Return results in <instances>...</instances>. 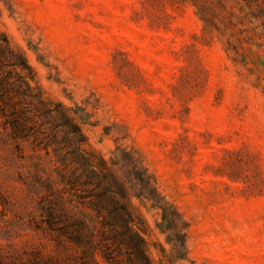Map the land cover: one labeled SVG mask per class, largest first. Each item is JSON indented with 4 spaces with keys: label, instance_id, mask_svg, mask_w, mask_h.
I'll return each mask as SVG.
<instances>
[{
    "label": "rangeland",
    "instance_id": "1",
    "mask_svg": "<svg viewBox=\"0 0 264 264\" xmlns=\"http://www.w3.org/2000/svg\"><path fill=\"white\" fill-rule=\"evenodd\" d=\"M0 30L59 105L38 144L0 120V264H72L41 204L76 141L157 188L128 197L156 264H264V0H0Z\"/></svg>",
    "mask_w": 264,
    "mask_h": 264
},
{
    "label": "trees",
    "instance_id": "2",
    "mask_svg": "<svg viewBox=\"0 0 264 264\" xmlns=\"http://www.w3.org/2000/svg\"><path fill=\"white\" fill-rule=\"evenodd\" d=\"M32 79L25 56L10 46L0 30L1 127L16 141L31 139L38 144L43 135L57 134L54 121L59 105L51 106L31 85ZM50 143L46 142V148ZM71 154L59 161L65 169L61 176L72 188L50 189L41 204L56 244L72 249V264H97L96 256L106 264H156L128 202L130 193L144 200L159 196L150 178L143 180V188H125L110 171L96 170L80 154L78 141ZM162 210L167 219V209L162 206Z\"/></svg>",
    "mask_w": 264,
    "mask_h": 264
}]
</instances>
